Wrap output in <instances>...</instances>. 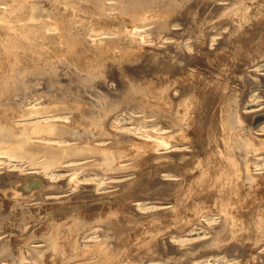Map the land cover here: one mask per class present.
Returning a JSON list of instances; mask_svg holds the SVG:
<instances>
[{
    "label": "rangeland",
    "instance_id": "rangeland-1",
    "mask_svg": "<svg viewBox=\"0 0 264 264\" xmlns=\"http://www.w3.org/2000/svg\"><path fill=\"white\" fill-rule=\"evenodd\" d=\"M0 128V264H264V0H0Z\"/></svg>",
    "mask_w": 264,
    "mask_h": 264
},
{
    "label": "bare ground",
    "instance_id": "bare-ground-1",
    "mask_svg": "<svg viewBox=\"0 0 264 264\" xmlns=\"http://www.w3.org/2000/svg\"><path fill=\"white\" fill-rule=\"evenodd\" d=\"M11 58V57H10ZM59 122V121H58ZM5 128V127H4ZM52 130H54L53 128H51ZM22 133V132H21ZM12 136L11 133L9 131H6L5 129L3 128H0V137H10ZM1 141V140H0ZM22 141V140H20ZM113 154V153H112ZM112 154H108L106 155V158H105V162L108 164V165H113V158L114 156ZM113 157V158H112ZM104 162V161H103Z\"/></svg>",
    "mask_w": 264,
    "mask_h": 264
}]
</instances>
